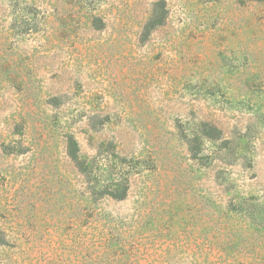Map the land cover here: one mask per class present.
I'll use <instances>...</instances> for the list:
<instances>
[{"label":"rangeland","instance_id":"rangeland-1","mask_svg":"<svg viewBox=\"0 0 264 264\" xmlns=\"http://www.w3.org/2000/svg\"><path fill=\"white\" fill-rule=\"evenodd\" d=\"M0 264H264V0H0Z\"/></svg>","mask_w":264,"mask_h":264},{"label":"trees","instance_id":"trees-1","mask_svg":"<svg viewBox=\"0 0 264 264\" xmlns=\"http://www.w3.org/2000/svg\"><path fill=\"white\" fill-rule=\"evenodd\" d=\"M77 149L74 152H71V156L73 158V160H77Z\"/></svg>","mask_w":264,"mask_h":264}]
</instances>
